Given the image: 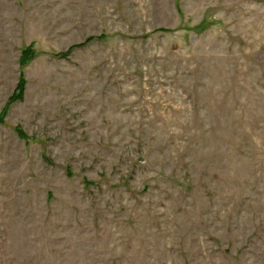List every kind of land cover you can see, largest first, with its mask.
<instances>
[{
    "label": "rangeland",
    "instance_id": "374dc122",
    "mask_svg": "<svg viewBox=\"0 0 264 264\" xmlns=\"http://www.w3.org/2000/svg\"><path fill=\"white\" fill-rule=\"evenodd\" d=\"M3 112L0 264H264V0H0Z\"/></svg>",
    "mask_w": 264,
    "mask_h": 264
},
{
    "label": "trees",
    "instance_id": "16d2710c",
    "mask_svg": "<svg viewBox=\"0 0 264 264\" xmlns=\"http://www.w3.org/2000/svg\"><path fill=\"white\" fill-rule=\"evenodd\" d=\"M102 38L101 37H97V38H93V37H89L87 38L83 43L81 44H78V45H75V46H71L66 52H62V53H59L57 56L58 57H65L67 56L73 49L75 48H78V47H83L85 46L86 44L90 43L91 41L93 40H101ZM34 51L31 47H27L25 48L22 52H21V55H20V58H19V65L22 66H26L27 63L29 61H31V59L34 58ZM24 66V67H25ZM25 87H26V82H25V79L23 78L22 74L20 75L19 77V81H18V84L16 86V90L14 92V94L10 97L9 101L11 103L13 102H18V101H22L23 98H24V92H25ZM4 114L5 112H3L1 115H0V125L3 124V121H4ZM16 132V136L19 138V139H25L26 137L24 136V134L22 133V131L16 129L15 130ZM67 176L68 177H71L72 176V173L70 172H67ZM83 184H84V187H88L90 185H93L92 182L90 181H87L86 179H83Z\"/></svg>",
    "mask_w": 264,
    "mask_h": 264
}]
</instances>
